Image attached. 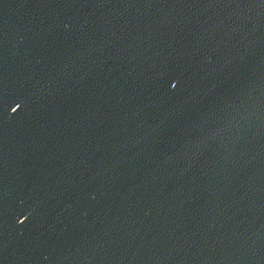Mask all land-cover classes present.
Here are the masks:
<instances>
[{
    "label": "water",
    "instance_id": "obj_1",
    "mask_svg": "<svg viewBox=\"0 0 264 264\" xmlns=\"http://www.w3.org/2000/svg\"><path fill=\"white\" fill-rule=\"evenodd\" d=\"M0 264H264V0H0Z\"/></svg>",
    "mask_w": 264,
    "mask_h": 264
}]
</instances>
